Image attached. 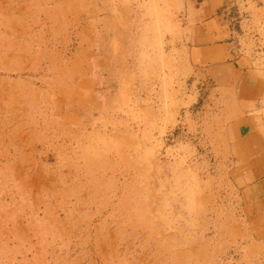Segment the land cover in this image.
Segmentation results:
<instances>
[{
  "label": "rangeland",
  "instance_id": "obj_1",
  "mask_svg": "<svg viewBox=\"0 0 264 264\" xmlns=\"http://www.w3.org/2000/svg\"><path fill=\"white\" fill-rule=\"evenodd\" d=\"M262 1L218 11L263 67ZM197 6L0 0V264H264L192 123Z\"/></svg>",
  "mask_w": 264,
  "mask_h": 264
},
{
  "label": "crops",
  "instance_id": "obj_2",
  "mask_svg": "<svg viewBox=\"0 0 264 264\" xmlns=\"http://www.w3.org/2000/svg\"><path fill=\"white\" fill-rule=\"evenodd\" d=\"M228 2L198 0L187 34V64L203 72L206 84L201 118L192 123L197 139L223 164L236 190L249 239L264 247V66L239 53L234 33L218 11ZM204 109L212 111L207 115ZM191 116L195 118L189 113L187 118Z\"/></svg>",
  "mask_w": 264,
  "mask_h": 264
}]
</instances>
